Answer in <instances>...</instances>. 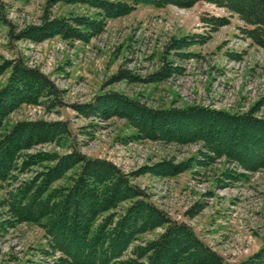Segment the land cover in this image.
I'll return each instance as SVG.
<instances>
[{"label":"rangeland","instance_id":"1","mask_svg":"<svg viewBox=\"0 0 264 264\" xmlns=\"http://www.w3.org/2000/svg\"><path fill=\"white\" fill-rule=\"evenodd\" d=\"M1 1L18 30L40 24L48 12L59 18L100 13L87 3L67 0ZM211 16L229 22L214 28L205 20ZM246 27L250 26L238 14L204 0L189 7L141 3L129 14L106 19L104 30L89 41L55 35L41 42L22 39L10 45V29L0 24V65L23 57L62 90L65 103L50 109L24 103L6 117L0 133L21 121H66L69 137L38 144L23 155L39 151L64 155L77 149L112 162L158 207L191 225L224 257L225 264H237L264 245V168L250 171L226 157L210 159L199 141L144 137L125 117L85 116L71 105L90 103L97 95L112 91L154 109L196 104L243 113L257 108L255 115L264 118V47L244 33ZM195 35L199 36L190 46L168 52L172 39L192 40ZM165 64L181 70L159 81L145 80ZM121 69H129L138 80H113ZM11 73L8 67L0 74V89ZM164 161L190 166L174 175L152 171ZM51 164L44 162L24 171L18 168L6 180L0 179V199ZM79 169L77 164L68 170L53 187L70 185ZM231 174L236 177L230 178ZM198 203L203 208L193 216L187 214ZM129 204L123 202L116 211L122 212ZM11 222L7 207H0V264H60L62 253L49 246L40 222ZM163 230L141 234L126 256L134 245L156 238Z\"/></svg>","mask_w":264,"mask_h":264},{"label":"trees","instance_id":"2","mask_svg":"<svg viewBox=\"0 0 264 264\" xmlns=\"http://www.w3.org/2000/svg\"><path fill=\"white\" fill-rule=\"evenodd\" d=\"M67 1L87 3L100 13L97 17L59 18L48 12L40 24L18 30L7 18L6 6L0 0V24L10 29L9 44L22 39L41 42L55 35L89 41L104 30L106 19L129 14L141 3L157 7L167 4L189 7L201 0ZM204 1L227 7L238 14L250 26L244 28V33L264 47V0ZM205 20L215 25L214 28L229 22L215 16ZM197 36L192 40L187 37L172 39L168 52L190 46L196 42ZM8 67L12 68V73L0 89V130L6 117L24 103L44 104L49 109L65 105L62 90L40 69L30 67L23 57L0 65V74ZM180 70L165 64L145 80L159 81ZM122 79L138 80L129 69H121L113 77V80ZM71 106L85 116L125 117L144 137L180 143L199 141L206 150L203 153L210 159L226 157L250 171L264 168V118L255 115L257 108L243 113L196 104L154 109L112 91L97 95L90 103ZM69 136L66 121L45 120L21 121L7 132L0 133L1 180H6L18 168L24 171L34 165L54 162L44 165V169L31 180L8 191L0 199V207H7L14 223L40 222L49 246L62 253L60 264H225L224 257L204 242L191 225L172 218L158 207L146 191L132 183L129 175L112 162L89 157L77 149L64 155L44 151L23 155V151L38 144ZM22 157L19 165L18 160ZM77 164L80 169L75 177H71L70 185L53 187L55 181ZM189 166L187 162L164 161L152 171L174 175ZM233 176L236 177L232 174L229 177ZM126 201L130 204L122 212L116 211ZM202 208L203 205L195 204L187 214L193 216ZM110 210L114 211L106 213ZM157 228L164 230L156 238L134 245L130 255L126 256L141 234ZM237 264H264V245Z\"/></svg>","mask_w":264,"mask_h":264}]
</instances>
